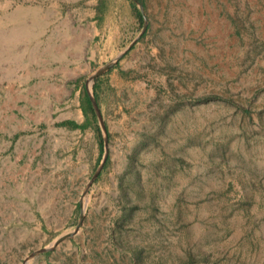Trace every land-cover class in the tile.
Returning <instances> with one entry per match:
<instances>
[{
	"label": "rangeland",
	"instance_id": "1",
	"mask_svg": "<svg viewBox=\"0 0 264 264\" xmlns=\"http://www.w3.org/2000/svg\"><path fill=\"white\" fill-rule=\"evenodd\" d=\"M127 1L87 80L104 165L89 185L87 104L95 162L5 264H264V0H137L141 20ZM51 5L0 0V84L53 34Z\"/></svg>",
	"mask_w": 264,
	"mask_h": 264
},
{
	"label": "crops",
	"instance_id": "2",
	"mask_svg": "<svg viewBox=\"0 0 264 264\" xmlns=\"http://www.w3.org/2000/svg\"><path fill=\"white\" fill-rule=\"evenodd\" d=\"M49 1L44 13L55 17L53 34L32 43L38 57L0 84V264L25 234H39L41 199L54 206L56 193L86 179L98 154L86 109L89 71L102 59L103 43H113L112 33L135 21L127 0Z\"/></svg>",
	"mask_w": 264,
	"mask_h": 264
},
{
	"label": "water",
	"instance_id": "3",
	"mask_svg": "<svg viewBox=\"0 0 264 264\" xmlns=\"http://www.w3.org/2000/svg\"><path fill=\"white\" fill-rule=\"evenodd\" d=\"M132 1L135 2L137 5H139L140 14L143 16L142 6L140 5V3H139L137 0H132ZM110 68H111V64H106V65H104L103 67H101L100 69H98V70L95 72V74L91 77V79H94V78H96L97 76H100L101 74H103V73H105L106 71H108ZM88 97H89L90 104L92 105V107H93V109H94V111H95V113H96V115H97V118H98V121H99V124H100L101 130H102V132H103V134H104V136H103L104 154H103V157H102V159H101V161H100V163H99V166L97 167V170L95 171L94 175H93L92 178L90 179V182H89V185H90V184H91V183L97 178V176L99 175V173H100V171H101V169H102V167H103V165H104V162H105V160H106V156H107V150H106L107 138H106V135H105V127H104V124H103L102 118H101V116H100V113H99V111H98V109H97V105H96V103H95V100H94L93 96L90 95V94H88ZM67 237H69V235H65V236L62 237V238H67ZM62 238H61V239H62ZM57 241H59V240H57ZM57 241H55V242L53 243V245L56 244ZM50 249H51V248H43L42 250H39V251H37V252L31 254L30 257H34L35 255H38V254L43 253V252H46L47 250H50Z\"/></svg>",
	"mask_w": 264,
	"mask_h": 264
},
{
	"label": "trees",
	"instance_id": "4",
	"mask_svg": "<svg viewBox=\"0 0 264 264\" xmlns=\"http://www.w3.org/2000/svg\"><path fill=\"white\" fill-rule=\"evenodd\" d=\"M139 1H140V0H139ZM140 3H141V1H140ZM133 7H134V6H133ZM136 15H137L138 19L141 20V14H140V13H137ZM93 90H94V85H93ZM94 95H95V94H94ZM86 99H87V104H88V106L90 107L89 97H87ZM99 146H100V149H101V144H100Z\"/></svg>",
	"mask_w": 264,
	"mask_h": 264
}]
</instances>
